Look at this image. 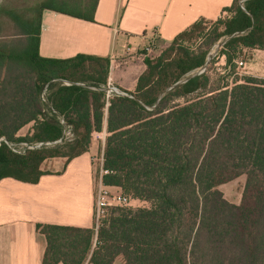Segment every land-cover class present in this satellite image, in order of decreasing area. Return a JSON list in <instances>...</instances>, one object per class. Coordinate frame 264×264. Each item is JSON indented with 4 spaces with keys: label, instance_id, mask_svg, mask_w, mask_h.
Wrapping results in <instances>:
<instances>
[{
    "label": "trees",
    "instance_id": "obj_1",
    "mask_svg": "<svg viewBox=\"0 0 264 264\" xmlns=\"http://www.w3.org/2000/svg\"><path fill=\"white\" fill-rule=\"evenodd\" d=\"M97 3L0 0V137L62 138L23 153L1 141L0 179L36 183L50 172L47 160L65 165L105 128L103 182L142 204L109 207L96 230L37 223L46 242L41 264L118 257L124 264H264V77L239 76L233 63L241 48L264 50V0H244L243 8L233 0L226 19L192 22L159 57H144L143 71L123 88L128 96L113 94L107 104L108 56L39 54L43 10L94 21ZM207 23L220 27L205 33ZM202 36L196 50L179 46ZM218 40L225 65L212 78L207 67L198 71ZM60 119L71 128L69 141ZM240 175L235 204L218 186Z\"/></svg>",
    "mask_w": 264,
    "mask_h": 264
},
{
    "label": "crops",
    "instance_id": "obj_2",
    "mask_svg": "<svg viewBox=\"0 0 264 264\" xmlns=\"http://www.w3.org/2000/svg\"><path fill=\"white\" fill-rule=\"evenodd\" d=\"M232 1L98 0L94 21L45 9L39 54L55 58L78 53L108 56V76L117 86L128 89L144 69L140 61L142 70L130 78L139 69L135 54L140 47L150 42L168 43L197 19L220 17ZM106 135L103 128L88 151L49 170L36 183L0 179V264H41L46 242L36 229L37 223L92 227V158L95 144L102 146ZM53 160L57 164L63 158Z\"/></svg>",
    "mask_w": 264,
    "mask_h": 264
},
{
    "label": "rangeland",
    "instance_id": "obj_3",
    "mask_svg": "<svg viewBox=\"0 0 264 264\" xmlns=\"http://www.w3.org/2000/svg\"><path fill=\"white\" fill-rule=\"evenodd\" d=\"M239 2H241V0H239ZM244 0H242V4H243ZM230 15L229 11H224L222 13V15L218 18H222V19H226L228 16ZM215 26H219L218 24H213V23H207L206 24V31L207 32H211L213 30V28ZM203 41V36L202 37H198L197 39L194 40H186V41H182L179 42V46L181 48H186L189 50H196L198 45L201 44V42ZM118 42V41H117ZM117 42L116 45H117ZM221 41L218 40L216 41L210 48L208 54H209V59L207 60L206 64L204 67H202L198 72L202 71L203 69H205L207 67V71L208 73L211 75L212 78L215 77L216 73H222L224 71V65H225V59L224 56L221 54L220 48H221ZM169 46V42L168 43H161V42H150L148 43L146 46H142L140 47L135 56L137 59H139L137 62L140 63L139 65V69L135 71V73H133V75L130 76V78H134L136 77L140 71L143 68V64L141 62H143L144 57H149L152 59H156L157 57H159L162 52ZM117 47V46H116ZM173 55V54H171ZM243 61V65H238L236 61ZM141 61V62H140ZM233 63L235 65V71L237 72V74L239 76L242 75H252V76H256V77H264V53L263 52H256L252 49H248V48H241L239 50L236 51L234 59H233ZM145 67V65H144ZM108 73H109V67H108ZM109 75V74H108ZM116 85V83H115ZM120 88L123 89L122 86H118ZM28 129V126L22 128L19 131V134L22 135L26 132V130ZM73 138L72 133H65V138L64 141H69ZM96 138L99 139V132H94L93 133V138L94 141H96ZM19 143L20 142H16ZM96 143V142H95ZM18 144V148L20 149L22 146L21 144ZM104 145V143H103ZM103 145L101 146L99 142H97L94 146V156L98 157L100 155L101 150H103ZM53 159H49L44 163V167L48 170H54L53 168L56 166L61 167L64 162L65 159L63 158V160H60L61 162L59 163H55ZM52 161V162H51ZM93 166H95V161H92ZM244 183H245V176L244 175H240L226 183L220 184L218 186L219 190L223 193V196L226 200H228L229 202L238 204L240 202L241 196H242V191H243V187H244ZM130 205L131 206H141V202L139 201H130ZM114 264H124L123 260L121 257L116 258V260L114 261Z\"/></svg>",
    "mask_w": 264,
    "mask_h": 264
},
{
    "label": "built area",
    "instance_id": "obj_4",
    "mask_svg": "<svg viewBox=\"0 0 264 264\" xmlns=\"http://www.w3.org/2000/svg\"><path fill=\"white\" fill-rule=\"evenodd\" d=\"M241 2L240 6L243 8V4ZM236 62L238 65H243V61L241 60ZM64 83L68 84V82L66 81ZM102 89L105 91L106 104L108 102L109 97L113 94L128 96V93L125 90L121 89L112 82L110 76H108L107 82L104 86H102ZM60 122L64 125V139L65 133H70L71 128L64 123L63 119H60ZM1 141H4L13 152L23 153L27 149L39 148L42 145H52L55 143H60L62 141V138H59L52 142L28 143L22 141L20 142L22 146L20 149L17 147L19 143L8 142L3 137H0V144ZM93 160L95 161L93 189V228L94 230H96L101 219H103L107 215L109 207L129 205L132 198L130 197V195L124 193L119 187L110 186L103 182V175L109 173V170L103 167V150H101L100 155L98 157L93 156L92 161ZM83 264H89L88 260H86Z\"/></svg>",
    "mask_w": 264,
    "mask_h": 264
},
{
    "label": "water",
    "instance_id": "obj_5",
    "mask_svg": "<svg viewBox=\"0 0 264 264\" xmlns=\"http://www.w3.org/2000/svg\"><path fill=\"white\" fill-rule=\"evenodd\" d=\"M209 59V55H208V57H207V60Z\"/></svg>",
    "mask_w": 264,
    "mask_h": 264
}]
</instances>
